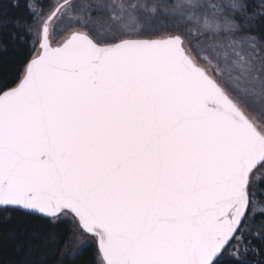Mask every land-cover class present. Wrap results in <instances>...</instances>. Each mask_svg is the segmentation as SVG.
<instances>
[{"label": "snow or ice", "instance_id": "obj_1", "mask_svg": "<svg viewBox=\"0 0 264 264\" xmlns=\"http://www.w3.org/2000/svg\"><path fill=\"white\" fill-rule=\"evenodd\" d=\"M6 240L0 264H264V0H0Z\"/></svg>", "mask_w": 264, "mask_h": 264}, {"label": "trees", "instance_id": "obj_2", "mask_svg": "<svg viewBox=\"0 0 264 264\" xmlns=\"http://www.w3.org/2000/svg\"><path fill=\"white\" fill-rule=\"evenodd\" d=\"M101 24H103V19H101ZM15 247V241H5V248L3 250L2 258L7 260L13 254ZM95 261V248L89 249L85 255L81 258L78 264H94Z\"/></svg>", "mask_w": 264, "mask_h": 264}]
</instances>
